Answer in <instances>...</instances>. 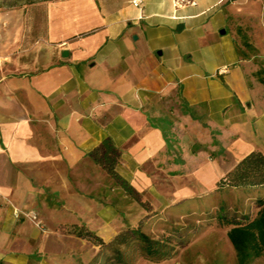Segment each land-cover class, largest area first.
Instances as JSON below:
<instances>
[{
	"label": "crops",
	"instance_id": "0c3cea01",
	"mask_svg": "<svg viewBox=\"0 0 264 264\" xmlns=\"http://www.w3.org/2000/svg\"><path fill=\"white\" fill-rule=\"evenodd\" d=\"M34 5L28 29L23 15L0 20V264H53L47 244L68 203L84 199L76 188L83 170L108 173L89 154L106 136L119 149L116 169L132 187L128 176L148 181L149 170L218 182L248 152L264 154V14L257 6ZM236 17L251 31L240 27L236 34ZM208 130L216 150L202 165L194 143ZM27 210L37 212L44 229Z\"/></svg>",
	"mask_w": 264,
	"mask_h": 264
},
{
	"label": "rangeland",
	"instance_id": "374dc122",
	"mask_svg": "<svg viewBox=\"0 0 264 264\" xmlns=\"http://www.w3.org/2000/svg\"><path fill=\"white\" fill-rule=\"evenodd\" d=\"M37 1L41 0H0V20L7 16L23 15L28 29V15L35 14V10L31 12L30 7L35 6ZM227 2L235 8L238 2L251 8L257 6L260 14H264V0ZM40 10L36 11L38 15L43 14L42 7ZM252 13V10L246 11L238 16ZM237 17L233 23L235 33L241 34L242 30L238 31L240 27L245 32L251 31L247 29L251 26L247 22H235L240 20ZM205 132L206 136L198 135L194 143L196 155L200 158L197 161L202 165L205 164L204 158L211 157L216 150L213 140L208 136L210 131ZM180 155L187 157L183 152ZM83 171L85 175L76 188L84 194V199L68 203L67 216L59 223L60 231L53 233V244H47L46 255L53 259V264H87L98 249V245L71 231L74 222H85L106 240L127 227L140 224L150 236H169L174 244V253L162 260L142 256L136 241L128 246L121 245L124 252L133 257V264H264V247L257 245L258 241L251 237L250 241L244 242L236 235L239 242L236 245L229 236L232 228L258 216L264 207V184L243 189L236 185L221 184L213 180L214 176L205 179L198 176L194 180L193 173L187 172L189 178L179 179L178 174L162 177L154 170H149L151 181L136 176L135 172L128 176L134 187L128 191L116 178L99 167ZM170 174L173 175L172 172ZM179 187H189L190 190L177 192ZM34 212L39 220L35 224L44 229L43 220Z\"/></svg>",
	"mask_w": 264,
	"mask_h": 264
},
{
	"label": "trees",
	"instance_id": "16d2710c",
	"mask_svg": "<svg viewBox=\"0 0 264 264\" xmlns=\"http://www.w3.org/2000/svg\"><path fill=\"white\" fill-rule=\"evenodd\" d=\"M89 154L126 190H133L132 185L115 167L119 149L109 136L104 137L99 144L90 149ZM218 181L221 184L239 187L264 184V154L260 150L248 152ZM71 231L99 245V249L87 264H133V257L128 256L120 247L121 245L128 246L132 241H136V246L142 256L152 260H162L174 253V244L170 241L169 236L161 238L150 236L141 228L140 224L117 232L110 240H106L82 223H73ZM236 235H239L244 242L250 241L253 237L255 241L259 242L257 245L264 247V207L258 216L248 219L244 224L229 231L231 240L238 245Z\"/></svg>",
	"mask_w": 264,
	"mask_h": 264
},
{
	"label": "built area",
	"instance_id": "2783aa9c",
	"mask_svg": "<svg viewBox=\"0 0 264 264\" xmlns=\"http://www.w3.org/2000/svg\"><path fill=\"white\" fill-rule=\"evenodd\" d=\"M132 2H133L134 4H136V5H138L139 2H140V0H132ZM19 211H21V210H19V209H14V213H15L16 215L19 214ZM25 213H26L28 216H30V218H31L36 224L39 223V220L37 219V215H36V213H35L34 211H26Z\"/></svg>",
	"mask_w": 264,
	"mask_h": 264
},
{
	"label": "water",
	"instance_id": "95a60500",
	"mask_svg": "<svg viewBox=\"0 0 264 264\" xmlns=\"http://www.w3.org/2000/svg\"><path fill=\"white\" fill-rule=\"evenodd\" d=\"M66 53V50H63V54H65Z\"/></svg>",
	"mask_w": 264,
	"mask_h": 264
}]
</instances>
